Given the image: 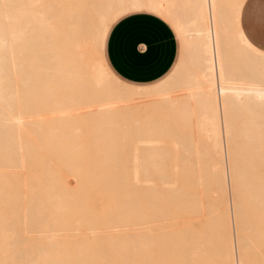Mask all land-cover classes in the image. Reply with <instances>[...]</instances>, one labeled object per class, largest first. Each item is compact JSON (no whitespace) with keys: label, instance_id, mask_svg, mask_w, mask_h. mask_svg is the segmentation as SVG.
<instances>
[{"label":"bare ground","instance_id":"6f19581e","mask_svg":"<svg viewBox=\"0 0 264 264\" xmlns=\"http://www.w3.org/2000/svg\"><path fill=\"white\" fill-rule=\"evenodd\" d=\"M244 2L0 0V264L264 259V51L240 28ZM138 9L184 39L179 67L152 87L121 82L103 58L112 22ZM185 58L198 67L186 63L185 109L214 151L189 149L188 134L165 149L151 116L125 127L170 97ZM228 134L241 149L222 151Z\"/></svg>","mask_w":264,"mask_h":264},{"label":"crops","instance_id":"0c3cea01","mask_svg":"<svg viewBox=\"0 0 264 264\" xmlns=\"http://www.w3.org/2000/svg\"><path fill=\"white\" fill-rule=\"evenodd\" d=\"M239 25L246 39L264 51V0H245ZM184 48L183 36L171 19L153 9H138L112 22L104 38L103 58L121 82L152 87L175 73Z\"/></svg>","mask_w":264,"mask_h":264},{"label":"rangeland","instance_id":"374dc122","mask_svg":"<svg viewBox=\"0 0 264 264\" xmlns=\"http://www.w3.org/2000/svg\"><path fill=\"white\" fill-rule=\"evenodd\" d=\"M178 5H180V4H182L181 2H178L177 3ZM179 41H180V39H179ZM180 49H181V43H180ZM98 52H99V50H98V48L97 47H95V49H94V55L95 56H97L98 55ZM179 54H180V52H179ZM179 58V57H178ZM183 58H184V54H183ZM186 59V58H185ZM191 61V62H190ZM190 65L191 63V65L193 66H190L189 68L191 69V70H193V72L195 73V74H197V70H195L196 68L198 69V67H194V65L196 64L197 65V62L194 60V59H191L190 60V58L188 59H186V62H185V64L184 65ZM188 65H187V67H182V70H181V72H179L175 77H174V83H173V81H172V83H171V86H172V84L174 85V86H172L171 88L172 89H170V91H169V95H170V97H167L166 99H164L163 101H162V99H160L159 100V105H158V108H152V106H151V108H150V105H145L144 106V108L142 109V112L141 113H139V114H136V119L137 120H134L135 119V117H134V115L132 116V117H129V119H127V124L125 123V127H126V125H128L129 127H128V129H126V130H128V132L127 133H129L130 131L132 132V133H134V132H136V131H133V130H135V129H133V127L136 125V122H134V121H137V124L139 125V123H141L142 124V126L144 127L145 125L146 126H150V125H153L154 126V122L156 121V125L157 124H159V125H157V127H158V133H160L161 135L164 133L165 135H166V137H164V138H162V139H164V143L166 142V144H165V149L167 148V149H171L170 151H175V150H181V149H184V147L182 146V145H178V144H175V137H176V139L178 138V139H186V137H187V134H188V138L187 139H192L193 141H195V142H197V143H199V144H197V145H194V146H190V147H188L189 149H197V148H199V149H201V150H203V151H214V150H216L218 147H216L215 148V145L213 146L212 145V143H210V137H209V135L207 134V132L209 131H207V130H201V129H198L197 128V122H198V120H194V119H191L192 117H193V114L192 113H188L187 111H186V109L185 108H187V105L185 104V101H192V98H189L188 97V95H185L188 91H190V87H188L189 85H190V80H188V76H190V75H193L194 73L193 72H191V70H190V72H189V70H187L188 69ZM195 65V66H196ZM185 69V70H184ZM186 72V74H185V76L183 77V78H181V76H182V74H184ZM188 75V76H187ZM187 77V78H186ZM181 79H182V81L183 82H181ZM185 79V80H184ZM187 79V80H186ZM185 81V82H184ZM190 82V83H188L187 84V82ZM182 85V86H181ZM188 85V86H187ZM178 86V87H177ZM183 87V88H182ZM110 88L114 91V92H116V93H118V92H120V93H124V92H126V91H128L126 88H125V86H122V85H120V84H116V83H111V85H110ZM123 91V92H122ZM188 94V93H187ZM185 95V96H184ZM162 101V102H161ZM145 116V117H144ZM149 116H151V117H153V118H155L156 120L153 122H151V124L150 125H147V122H146V119H148V117ZM226 117H228V113H226V115H225ZM133 117H134V119H133ZM188 117L190 118V119H188ZM131 119V120H130ZM126 121V120H125ZM147 121H149V120H147ZM197 121V122H196ZM242 121V120H241ZM123 122H124V120H123ZM162 122V123H161ZM121 123V121L120 122H116L115 124H120ZM188 123V124H187ZM242 123V122H241ZM237 124V123H236ZM121 125H122V123H121ZM124 125V124H123ZM133 125V126H132ZM241 125V124H240ZM239 125V126H240ZM130 126H132V127H130ZM163 126H166L167 128L165 129V130H163L162 129V127ZM236 126V125H235ZM237 127V126H236ZM235 127V128H236ZM130 128V129H129ZM197 128V129H196ZM235 128H232V129H234V131H235V133H236V137H238L237 135H239L238 133H239V130H240V128H241V126L240 127H237L236 129ZM232 129L230 130L231 131V133H230V135L232 134ZM239 129V130H238ZM126 130H122L123 132L124 131H126ZM130 130V131H129ZM199 130V131H198ZM236 130H238L237 132H236ZM242 130V129H241ZM145 131V130H144ZM207 131V132H206ZM212 131V130H211ZM243 131V130H242ZM130 132V133H131ZM138 132V131H137ZM241 132V131H240ZM126 133V132H125ZM242 133V132H241ZM176 135V136H175ZM182 135V136H181ZM184 135L186 136L185 138H184ZM190 135H191V137H190ZM193 135V136H192ZM229 135V134H228ZM230 135L229 136H225V137H223V136H221L222 137V139L224 138V139H226L227 138V140L228 139H231V137H230ZM233 135H234V132H233ZM234 136V137H235ZM180 137V138H179ZM205 137V138H204ZM234 137L232 138V140H234ZM241 137V136H240ZM208 138H210V139H208ZM244 137H242V139H243ZM199 139V140H198ZM223 139V140H224ZM232 140H230V142H232ZM239 139L237 138V141H238ZM241 140V139H240ZM240 140H239V142H240ZM244 140V139H243ZM208 141V142H207ZM225 142H226V147H225V145L223 144H221L222 145V147L224 148H222V151H224V150H227V149H235V148H242V147H240V146H238L239 144H237V142H235L236 144L234 145V143L232 142V145L234 146H232V145H230V144H227V143H230L229 142V140L228 141H226V140H224ZM174 143V144H173ZM202 143V144H201ZM236 145L238 146V147H236ZM220 146V145H219ZM231 146V147H230ZM242 146V145H241ZM214 147V148H213ZM219 148H221V147H219ZM246 148V147H245ZM252 147H249V149H251ZM220 150V149H219ZM230 150H229V153L231 154V152H230ZM243 150H244V148H243ZM238 151V150H237ZM225 152V151H224ZM203 154V153H202ZM204 154H206L205 152H204ZM226 154V153H225ZM262 250V249H261ZM264 250V249H263ZM258 260V261H257ZM249 261L251 262V263H249ZM249 261H245L246 263H244V264H264V259H260V258H257V259H255V260H253V261H251V260H249ZM260 261V262H259ZM262 261V262H261Z\"/></svg>","mask_w":264,"mask_h":264}]
</instances>
